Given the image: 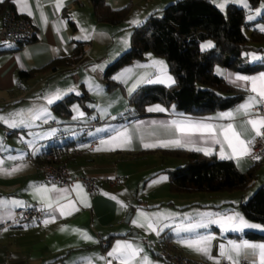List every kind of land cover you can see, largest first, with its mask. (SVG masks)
Wrapping results in <instances>:
<instances>
[{
	"label": "crops",
	"instance_id": "obj_1",
	"mask_svg": "<svg viewBox=\"0 0 264 264\" xmlns=\"http://www.w3.org/2000/svg\"><path fill=\"white\" fill-rule=\"evenodd\" d=\"M5 1L12 3L20 14L31 18L37 31L36 39L28 45L20 47L8 44L0 51V115L7 117L23 110L24 116L16 119L23 118L27 122L26 125L16 128L0 122V161H3L0 168L11 172L13 168L19 167L18 171L11 174L0 171V199L21 201L23 207L37 206L42 210V214L21 225L2 227V224L10 221L14 212L22 207L6 205L0 208V263L109 264L110 261L111 264H120L119 260L108 256V253L117 242L124 241L143 249L132 264H144L142 258L145 256L150 264H174L172 259L179 256L210 260L204 254L186 247L182 240H179L190 233L176 231L189 224L187 215H191L194 221L197 213L207 211L206 206L202 204L201 195L176 193L170 189L168 172L185 164V159L163 152L164 149L177 148L175 146L145 148L144 144L156 145L161 141L173 139H181L183 142L188 139L181 137L171 125L173 120L215 125L231 123L239 130L246 120L261 117L255 112L258 105L251 109L249 115L237 111L240 105L248 101V97L255 96L256 93L251 91L250 83H233L236 75L256 76L260 72L241 74L229 68H215L228 83L246 93L241 103L228 109L197 116L178 112L173 106L156 102L149 104L142 115L126 114L130 107V96L139 89L148 84H162L168 88L175 85L176 79L170 72L165 57L149 51L142 60H135L115 72L112 79L117 86L111 91L102 87L105 100L98 102H94L96 98L92 97L91 92L94 87L86 82L87 78L95 75L105 84L106 67L131 47L134 27L142 24L152 13L177 0H106L114 9L130 5L127 17L120 24L100 22L90 0H63L59 10L56 6L57 0H0V7ZM212 1L221 10V5H225L223 9L230 3L240 5L237 2L239 0H226L222 3L220 0ZM242 1L246 3V0ZM29 11L32 12L31 16L28 15ZM134 20L139 23H132ZM258 20V15L255 20H249L251 27H264V22ZM250 31L251 29L246 32ZM85 35L91 38L76 39ZM79 45L83 46V54L76 58L75 50ZM64 59L73 62L61 65L57 70H43L50 62ZM154 61H162L163 64H155ZM30 71L31 76L21 75L22 72ZM168 76L172 77L174 83L167 80ZM160 80L164 82H159ZM58 90L62 93L61 98L48 104L47 97ZM118 90L120 95L116 93ZM82 91L92 95V102L88 103L92 109L90 112H85L81 103L75 101L70 106L71 117L66 118L55 113L53 107L59 101ZM157 105L166 111H148ZM44 108L47 109L48 115L40 114L39 110ZM30 109L36 110V114H40L41 118L31 120L28 116ZM76 109L83 115H79ZM229 112L233 113L231 119L221 118L222 113ZM94 119L101 121V125L85 132L80 124ZM245 127L249 128L247 135L243 137L247 140L255 133L250 126ZM125 128L132 137L131 143H124L122 139H111L117 131ZM61 132L64 136L60 135ZM92 139L97 140V148L101 150L82 155L75 153L76 149L88 147ZM190 139L192 142L185 144L184 148L212 149V154L221 158V145L213 143L207 136L193 135ZM64 144H69L64 148V156L71 175L97 176L99 182L96 192L90 193L81 182L76 183L83 186V191L78 192L74 190L76 184L63 185L43 179L36 164L46 160L50 146L61 148ZM199 152L205 154L203 151ZM224 154L231 155V149L226 143ZM29 156L33 161L26 160ZM232 160L241 171L258 163L255 181L264 184V158L253 160L249 155H244L233 157ZM21 165L24 166L20 167ZM115 175L123 178L119 186H113L108 181ZM161 177L167 179L161 180ZM154 180L160 182L152 183ZM53 184L57 188L69 189V192L66 194L67 198L59 199V203L56 202L57 197L64 194L50 192L53 207L48 208L35 190L42 185L51 188ZM244 200L245 196L241 201ZM72 201L78 211L71 207ZM62 205L67 206L64 208V215L60 214ZM130 212L129 221L126 222ZM141 212L147 214L159 235L146 226H139L146 224L140 215ZM156 214H163L168 218L157 221ZM173 219L183 220L171 224ZM45 220L49 222L45 224ZM165 224L169 227H163ZM217 230L221 231V228ZM246 230L264 233L255 228L245 229L243 232L226 234L228 238L222 235L221 244L228 246L230 240L237 243L243 240L256 244L264 243L263 240L244 237ZM85 235L92 239H85ZM145 239L157 245H148ZM210 254L218 258L220 250L214 251L211 247ZM240 264H245L243 256L240 257Z\"/></svg>",
	"mask_w": 264,
	"mask_h": 264
},
{
	"label": "trees",
	"instance_id": "obj_2",
	"mask_svg": "<svg viewBox=\"0 0 264 264\" xmlns=\"http://www.w3.org/2000/svg\"><path fill=\"white\" fill-rule=\"evenodd\" d=\"M90 2L100 22L120 24L130 10V5L114 9L106 0ZM248 4L249 8H245L230 3L223 12L212 0H177L134 27L131 47L106 67L108 88L117 86L112 79L115 72L135 60H142L149 51L166 58L176 83L170 88L148 84L139 89L130 96L126 114L142 115L149 104L162 102L178 112L203 116L241 103L245 91L228 83L215 68H229L241 74L264 72V59H252L253 54L264 58V31L251 27L248 19L249 10L259 8L264 0H248ZM7 5L14 7L5 1L0 10ZM259 20L264 21V11ZM207 41H211L213 47L203 49L202 44ZM75 51L79 58L83 46L79 45ZM70 62L73 61L54 60L43 70H57ZM21 75L31 76L32 71ZM87 100L86 93L70 94L53 109L56 114L68 118L72 116L70 106L75 101L82 104L85 112H90ZM68 145L50 146L46 155H66L64 148ZM163 152L185 159V164L168 172L170 189L176 193L247 190L257 178L258 163L241 171L232 159H221L216 154L206 155L184 147ZM239 207L248 219L264 225V184L248 200L241 201ZM243 236L264 241V233L254 230H246Z\"/></svg>",
	"mask_w": 264,
	"mask_h": 264
},
{
	"label": "snow or ice",
	"instance_id": "obj_3",
	"mask_svg": "<svg viewBox=\"0 0 264 264\" xmlns=\"http://www.w3.org/2000/svg\"><path fill=\"white\" fill-rule=\"evenodd\" d=\"M15 2V0H14ZM63 0H57L56 6L57 10L62 6ZM247 6V4H245ZM223 7V5H221ZM28 15H32V12L29 11ZM249 20L253 19L252 16L248 17ZM132 23H139L138 21H132ZM261 31H264V27L261 28ZM90 39L91 37L88 35H85L83 37H76V39ZM213 45L211 43L204 45L205 48H210ZM253 60L256 59H264L256 57L254 54L252 56ZM155 64L162 65V61H154ZM119 79V77H117ZM167 80L171 83H174L172 80V77L168 76ZM235 81H243L246 84H251V91L253 93H256L255 96L248 97V101L245 104L240 105L239 109H237L238 112H242L244 115H249L251 109L255 105H264V72H260L256 76H247V75H236L235 79L233 80V83ZM150 82H156V81H150ZM159 82H164L163 80H160ZM131 91V89L129 90ZM62 96V93L59 92V90L51 94L49 97H47V103L52 104L56 100L60 99ZM79 113V109H76ZM148 111H160L164 112L166 109L162 108L161 106L157 105L154 108H149ZM40 114L48 115L47 109H40ZM36 114V110H28V116L31 118V120L40 119L41 115ZM79 115H83V113H79ZM24 113L23 110L21 112L12 113L9 116L0 115V122L5 123L11 128H16L20 125H26V120L21 118L19 120L16 119V117H23ZM229 118L231 119L233 117V113H222L221 118ZM45 123L47 120L44 121ZM155 123V122H154ZM171 125L175 127L176 131L180 134L181 137H187L188 139H185L183 142L181 139H173V140H167V141H161L159 144H144L145 148L150 147H183L185 144L191 143L190 137L193 135H200V136H207L213 143L221 145L220 154L222 159H232L233 157L238 156H244L249 155L251 153L250 145H254L255 140L257 137L264 138V117H259L256 119H249L244 122L243 125H241V129H237L233 124L229 123L227 125H215L210 123H204V122H193V121H177L173 120L171 121ZM245 125L250 126L251 130L255 133L254 136H252L249 139H244L243 137L247 135L249 128L245 127ZM222 137V139H221ZM112 140H120L122 139L124 143H131L132 137L128 133V129L125 128L122 131H117L116 135L111 137ZM101 143H108V141H101ZM227 144V146L231 149V155H225L224 154V144ZM97 151L101 150L99 148L96 149ZM196 151H203L206 155L212 154V149H202V148H196ZM255 159H259L260 157H254ZM12 159H16V157H12ZM3 161H0V164H2ZM24 165H21L20 167H23ZM19 167L13 168L11 172L18 171ZM0 171L7 172V170L0 168ZM11 172H7V174H11ZM161 180L167 179L166 177H161ZM160 181L154 180L152 183H159ZM74 190L83 191V186L80 184H76L74 186ZM36 193L39 194L40 199L42 202H46V206L48 208L53 207V201L52 197L49 196L50 192H56L64 194L62 197H57L56 202L59 203L60 198H67V193L69 192V189L66 188H57L55 184L52 185L51 188H48L47 186H40L39 188H36ZM115 199V197H112ZM83 202V201H82ZM6 205H12L14 207H23V202L17 201V200H4L0 199V208H4ZM71 207L78 211V208H75V202H70ZM85 206H89L85 204ZM67 206H60V214L64 215V208ZM140 215L144 218L146 221V224H140L141 227H147L151 229L152 231H155L157 235H159V231L154 226V224L150 221L147 214L141 212ZM171 215V214H169ZM213 216H218L217 219H213ZM161 218L167 219L168 217L163 216V214H156V219L159 221ZM54 220L55 217H52ZM49 221L45 220L44 223L47 224ZM218 225L223 231H235V232H243L245 229H259L261 231H264V226L253 224L248 222L240 213H234L232 215H224L219 216V214H213V213H203L201 214L200 219L195 222L188 224L184 226L182 229H177L176 231L179 233V231H185V232H195L196 229L200 228H208L210 225ZM163 227H169V225L165 224ZM6 230V229H5ZM62 231L64 229H61ZM162 230V229H161ZM85 239H92L91 237L84 236ZM214 239L212 235H197L193 239H185L181 242L188 248L204 254L208 257L210 260H215L216 264H219V258H214L211 256V242ZM143 249H140L136 246H133V244L124 241V242H117L116 246L108 253V256L113 257L120 261V264H132L133 260L142 252ZM220 256L224 257L227 261H229V264H240V257L243 256V259L245 261V264H264V243L256 244L251 243L247 240H243L239 243L236 241H229L228 246H225L223 244L220 245ZM144 264H150L148 261V258L145 256L142 258ZM109 264L111 262L109 261Z\"/></svg>",
	"mask_w": 264,
	"mask_h": 264
},
{
	"label": "built area",
	"instance_id": "obj_4",
	"mask_svg": "<svg viewBox=\"0 0 264 264\" xmlns=\"http://www.w3.org/2000/svg\"><path fill=\"white\" fill-rule=\"evenodd\" d=\"M36 26L33 20L27 16L20 14L11 5L5 6L0 10V51L5 45L12 44L20 47L26 46L36 39ZM255 112L264 117V105H258L255 108ZM101 125L99 120H90L88 122L81 123V128L88 132L91 129ZM64 136V133H60ZM98 147L96 139L89 141L88 147L79 148L75 150L77 154L95 153ZM251 153L249 156L253 160H260L264 158V138L257 137L254 145L249 146ZM62 156L57 153H49L46 161L37 163L38 171L43 176V179L57 184H76L78 182L83 183L90 193L97 191L99 178L94 175H82L73 177L66 165V163L58 162ZM254 157H260L255 159ZM27 161H33L32 157H27ZM109 183L113 186H119L122 184L123 178L121 176H113L108 179ZM42 214V210L37 206L22 207L14 212V216L10 221L2 224V227L21 225L25 222L32 221ZM145 243L155 247L157 243L145 239ZM219 264H229L224 257L219 256ZM174 264H216V261L207 259H190L187 257H175L172 259ZM0 264H8L2 262Z\"/></svg>",
	"mask_w": 264,
	"mask_h": 264
},
{
	"label": "rangeland",
	"instance_id": "obj_5",
	"mask_svg": "<svg viewBox=\"0 0 264 264\" xmlns=\"http://www.w3.org/2000/svg\"><path fill=\"white\" fill-rule=\"evenodd\" d=\"M222 1H226V0H220L221 3H222ZM237 2H239L238 3V4H240L239 6H243L245 8H249L248 0H246V3H244L242 0H239ZM245 4H247V6H245ZM224 6L225 5H223V7H222V11L223 12H226L227 11V8L225 7V9H223ZM260 7L261 8H257V9H253V10L250 9L249 10L248 17L249 16H252L253 17V19H251L252 21L255 20V16L256 15H258V17H261V14L264 11V4H262ZM258 21H261V20H258ZM209 43H211L213 45V43L211 41H207V42H205V43L202 44V48L203 49H208V48H205L204 45L209 44ZM104 78H105V75H104ZM89 79H90V81H89ZM89 79L87 78V81L86 82H88L89 84H91V86L94 87L93 91H91L93 93V96L92 95H89L87 93V91L86 92L85 91H82L81 93L78 94V95H81L83 93H86L87 94V97H88V100L86 101V104L87 105H88L89 102H92L91 101V96L93 98H96V99H94V102L95 101L98 102L99 100H105V97H104L105 96V93L103 92V90H101L102 87L104 89H107V91H111L114 87H116V86H114L112 88H108V81H107L106 78H105V80H106L105 84H102L101 78H99V77H97L95 75H94V77H89ZM72 81H74V80L72 79ZM116 93L118 95H120L119 90ZM81 121L84 122L85 120H81ZM65 158H66V156L63 155L61 158H59L60 160L58 162L65 163ZM262 185H263V183H261L260 181H257L256 180L254 182V184L249 189H247V190H240V191L239 190H237V191H229L228 190V191L214 192V193L197 192L195 194L196 195H201L202 204L204 206H206L205 207L207 209L206 212H208V213L219 214V216H224L223 215L224 213H226V215L227 214L228 215H232L234 213H240L248 222L253 223V224H257V225L264 226L263 224H260L258 222H255L253 220L248 219L243 214V212L241 211V209L239 207V204H240L241 199L243 198V196H245V201L248 200L258 190V188L260 186H262ZM227 200H231L230 203L225 202ZM203 213H197V217L195 218L196 220H194V221L190 217L191 215H187L186 220L189 222V224L195 223V222H197L200 219L201 214H203ZM217 218H218V216H214L213 219H217ZM178 220L181 221L183 219H176V220H174V221H172L170 223L171 224L179 223ZM217 228H220V227L218 225L213 224V225H210L208 228L196 229L195 232H185L187 234L190 233V235L189 236H186L183 239L179 238V240L193 239L197 235H209L210 234V235H212L214 237V239L211 242V247L213 248L214 251L215 250L218 251V250H220V244L223 243V242H221L223 240V238L221 236L224 235V237H227L226 234H231V233H234L235 234L237 232H235V231H230V232L227 231V232H225L222 229H221V231L220 230L218 231ZM254 231H256V230H254ZM180 237H182V236H180Z\"/></svg>",
	"mask_w": 264,
	"mask_h": 264
},
{
	"label": "water",
	"instance_id": "obj_6",
	"mask_svg": "<svg viewBox=\"0 0 264 264\" xmlns=\"http://www.w3.org/2000/svg\"><path fill=\"white\" fill-rule=\"evenodd\" d=\"M130 214H131V212H130V213H129V215L127 216V218H126V222H128V221H129Z\"/></svg>",
	"mask_w": 264,
	"mask_h": 264
}]
</instances>
